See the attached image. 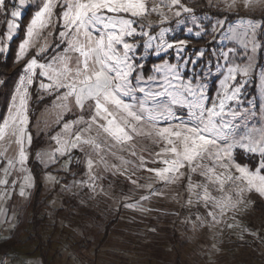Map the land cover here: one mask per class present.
Segmentation results:
<instances>
[{
	"label": "snow or ice",
	"instance_id": "obj_1",
	"mask_svg": "<svg viewBox=\"0 0 264 264\" xmlns=\"http://www.w3.org/2000/svg\"><path fill=\"white\" fill-rule=\"evenodd\" d=\"M220 4L219 18L208 24L182 0H40L34 5L16 52L22 73L0 121V200L10 198L18 180L21 196L33 185L27 167L33 85L55 97L57 123L63 121L51 137L54 147L37 152L36 159L47 167L67 157L62 165L67 171L74 153H82L86 179L76 184L95 191L103 178L98 168L120 173L146 191L124 206L143 212L149 209L142 202L161 193L153 183L133 179L135 171L165 185L186 181V205L202 206L212 224L229 213L234 217L245 193L264 197V102L257 108L244 98L257 52L264 49V0H217ZM30 5L32 0H0L7 28L0 53L7 52ZM241 6L253 18L233 24L229 14L239 15ZM153 15L158 19H150ZM173 23L202 46L189 53V40L166 39L175 30L166 25ZM259 75L264 82V70ZM210 79L217 82L214 94ZM65 116L74 118L64 121ZM144 139L159 148L150 160L138 155ZM241 151L258 158L257 164L236 163ZM149 162L162 166L149 168Z\"/></svg>",
	"mask_w": 264,
	"mask_h": 264
},
{
	"label": "rangeland",
	"instance_id": "obj_2",
	"mask_svg": "<svg viewBox=\"0 0 264 264\" xmlns=\"http://www.w3.org/2000/svg\"><path fill=\"white\" fill-rule=\"evenodd\" d=\"M39 2L40 0H32L30 6L38 5ZM211 3L217 6V0H211ZM218 6L223 7L222 4ZM34 8L37 10L35 6ZM238 12L248 13L242 6L238 8ZM243 18L251 19L244 16ZM150 19L155 21L158 17L153 15ZM216 19L206 16L200 18V21L208 24L210 20L215 22ZM240 19L241 17L233 24ZM166 26L175 29L166 35V39L176 38L179 32L181 34L177 40L186 39L185 36L192 35L182 30L184 26H176L174 23ZM260 57L258 50L257 67L255 73L249 77L244 97L246 100H252L257 108L264 102V82L259 75L261 70H264V49L262 62H259ZM213 73L215 74V69ZM213 84L217 86V82L210 79L209 90ZM39 95L41 98L51 100L42 107L32 126L37 137L43 134L45 144L37 150L42 152L54 147L51 137L61 130L63 121L57 123L60 112L54 106L55 97L42 91ZM73 118L65 116L64 121ZM141 148L146 150L140 152ZM157 151L159 148L150 140L144 139L139 142L138 155L142 154L146 160H150L151 153ZM242 153L248 156L247 158L252 157L249 153ZM119 154L138 164V159L129 157L126 153ZM77 157L81 160L79 164L84 167V173L68 181H63L67 171L62 168L67 157L60 158L56 164L47 167L40 163L43 171V196L49 205L41 213L44 222L42 249L45 251L48 264H264V219L252 217L251 196L256 195L263 201L264 197L256 193H245V201L234 217L232 213H229L223 218V222L212 224L202 206L186 205L187 193L184 191L186 181L165 185L161 182L146 180L145 178L149 175L146 171H135L133 179L138 178L141 184L151 182L161 193L142 202V206L149 209L142 212L138 209L126 208L124 205L139 200L146 191L137 189L120 173L105 171L101 166L96 171L103 178L96 182L95 191L88 186L76 184V181L86 179L87 171L82 153L75 152L72 163H76ZM108 159L110 163H118L111 157ZM251 159L242 164L238 161L236 154V163L246 164L250 168L258 162V158ZM35 160L39 163L37 159ZM160 166L162 165L159 163L147 164L149 168ZM27 167L29 169V162ZM127 167L132 170L133 165L129 164ZM49 174L56 178L55 181L47 179ZM194 179L199 180V177ZM27 191L28 189L25 188V195L19 194L20 199L16 202L13 199L10 201L9 198L0 200V218L6 206L12 207L14 219L6 225L9 233L14 227L13 224L18 221L20 203L27 200ZM18 192H20L19 189L12 190L11 196H17ZM12 201H14V207L11 204ZM198 215L203 218L202 221L197 220ZM228 224L234 226L229 228ZM26 238L25 234L23 239ZM40 251L36 243L26 242L15 248L10 256L8 254L9 264H34V260L30 258L40 255ZM37 259V264H45L41 256Z\"/></svg>",
	"mask_w": 264,
	"mask_h": 264
},
{
	"label": "trees",
	"instance_id": "obj_3",
	"mask_svg": "<svg viewBox=\"0 0 264 264\" xmlns=\"http://www.w3.org/2000/svg\"><path fill=\"white\" fill-rule=\"evenodd\" d=\"M182 3L187 7L193 9L194 14L199 18H203L206 16H210L212 18H219L220 16V7L216 6L208 0H182ZM36 9L34 6H29L25 11L24 15L21 18V28L17 31V35L13 38L11 42H9L8 50L6 53H0V121L3 120L4 116L7 113L8 105L11 100L12 94L15 91L16 84L19 80V77L22 73V64L16 62V52L19 45V42L24 38V28L26 27L28 20H30L32 13ZM239 15L229 14V17L232 23L239 19V17H249L253 18L251 14L246 12H238ZM255 18H260V14L256 13ZM6 19L4 16L0 15V36H2L6 32ZM181 32L178 33L175 39H178ZM186 40H189V48L188 50H193V46L199 48L202 46L203 41L199 38L194 37V35L185 36ZM262 51L259 50L260 60L262 62ZM152 62H159L155 57L152 58ZM215 85L213 84L210 89V94L214 93ZM40 90L38 89V85H33L30 88L31 98H30V110H29V118L30 123L28 126L29 132L32 134V144L29 147V164L33 171V175L35 177V184L31 191L29 203L22 207L20 220L13 230L10 237L0 241V254L1 253H11L15 248L23 245L26 242L36 243L37 249L41 250V256L43 257L45 264H48L47 257L45 252L42 249L44 244L42 227H43V217L41 213L45 209L49 207L47 204L46 198L43 196V182L41 178L42 169L39 163L35 160V155L37 150L45 144L43 139V134L37 137L34 128L32 127L35 121L38 118L39 112L42 107L50 102L48 98H41L39 95ZM53 99V97H52ZM248 156L243 155L242 152L237 153V158L240 163H246L251 161L252 157L247 158ZM84 173V167L80 164L71 163L69 166L66 176L63 181H68L74 179L76 177L82 176ZM62 181V180H61ZM252 217L264 219V201L256 196L252 195ZM27 235V238L24 240L23 236Z\"/></svg>",
	"mask_w": 264,
	"mask_h": 264
},
{
	"label": "crops",
	"instance_id": "obj_4",
	"mask_svg": "<svg viewBox=\"0 0 264 264\" xmlns=\"http://www.w3.org/2000/svg\"><path fill=\"white\" fill-rule=\"evenodd\" d=\"M193 35V34H192ZM226 43H228V42H226ZM234 43V42H233ZM7 114V113H6ZM35 157H36V155H35ZM36 159V158H35ZM39 161V160H38ZM39 164H40V161H39ZM41 165V164H40ZM29 170L31 171V175L33 176V185H32V187H30V188H26V189H28V191H27V200L26 201H23V202H21L20 203V205H19V207H18V209H19V212H18V210H17V212H18V214H17V217H18V221H16L15 222V224H13V228L11 229V232L9 233V230H7V223L9 224V223H11V221H13V219H14V215H13V213H12V207L11 206H6V208L4 209V211L2 212V215H1V218H0V241H2V240H4V239H7L8 237H10L11 236V234H12V232H13V230L15 229V227H16V225L18 224V222H19V220H20V215H21V208L22 207H24V206H26L28 203H29V200H30V195H31V191H32V189H33V187H34V184H35V177H34V175H33V171H32V169H31V166H30V164H29ZM42 173H43V171H42ZM14 178H16V174H14L12 177H10L9 179L11 180V179H14ZM41 178H42V174H41ZM42 182H43V180H42ZM19 183V184H18ZM18 183L16 184V187H15V191L16 190H18L19 189V191H20V181L18 180ZM43 185H44V183H43ZM43 192H44V188H43ZM14 200L15 202L17 201V199H20V197H19V192H18V195L16 196V195H13V196H10V198H9V200L11 201V200ZM14 201H12L11 202V204H12V206L14 207V205H13V202ZM19 201V200H18ZM8 231V232H7ZM43 241H44V238H43ZM32 244V243H31ZM45 252V251H44ZM11 255V253H9V256ZM41 256V254L40 255H37V257H33V258H30V259H33L34 260V264H37V262H38V257H40ZM41 259L42 260H44L43 259V257L41 256ZM9 262H10V260L8 261V263L7 264H9Z\"/></svg>",
	"mask_w": 264,
	"mask_h": 264
},
{
	"label": "built area",
	"instance_id": "obj_5",
	"mask_svg": "<svg viewBox=\"0 0 264 264\" xmlns=\"http://www.w3.org/2000/svg\"><path fill=\"white\" fill-rule=\"evenodd\" d=\"M9 261V256L7 253L0 254V264H7Z\"/></svg>",
	"mask_w": 264,
	"mask_h": 264
}]
</instances>
